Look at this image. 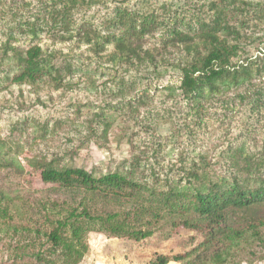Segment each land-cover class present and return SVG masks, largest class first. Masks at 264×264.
<instances>
[{"label": "trees", "instance_id": "1", "mask_svg": "<svg viewBox=\"0 0 264 264\" xmlns=\"http://www.w3.org/2000/svg\"><path fill=\"white\" fill-rule=\"evenodd\" d=\"M33 1L42 0H0V65L7 66L11 83L37 85L58 79L61 72L55 65L56 54L34 38L47 24L55 29L57 18L66 19L79 0H44L37 11L26 15L24 5L36 4ZM253 11L264 13V0H196L193 12L161 18L144 11L130 12L119 4L101 28L77 29L73 35L96 54L110 47L107 61L111 71L176 68L178 87L198 115L209 100L229 110L244 102L259 110L264 107V49L248 64H237L246 53L245 25ZM68 28L67 24L63 30ZM59 37L65 38L64 34ZM117 84V93L128 95L124 77ZM86 128L96 142L115 132L118 139L125 135L124 128L114 126L102 111L89 118ZM57 154L22 155L19 165L26 183L37 177L81 197L77 201H42L29 218L16 221L11 220L7 200L0 197V241L8 238L0 245L6 252L4 260L0 256V264H81L89 251V231L140 241L153 235L166 218L172 232L186 228L203 236L205 249L212 248L210 264L243 260L264 264V158L248 160L245 155L241 164L226 161L220 165L225 168L207 171L190 166L174 178L158 173L160 168H144L149 160L145 154L103 172L61 163L54 157ZM96 198L122 199L131 205L125 211L94 212L91 204ZM186 258L185 254H157L147 264Z\"/></svg>", "mask_w": 264, "mask_h": 264}, {"label": "rangeland", "instance_id": "2", "mask_svg": "<svg viewBox=\"0 0 264 264\" xmlns=\"http://www.w3.org/2000/svg\"><path fill=\"white\" fill-rule=\"evenodd\" d=\"M91 1L95 2L88 6L89 0H79L68 10L66 19L57 18L55 29L47 24L34 38V42L56 54L55 65L61 72L56 81L37 85L11 83L7 66L0 65V197L9 204L11 220L29 218L32 211L43 205L42 201H77L81 197L44 184L37 177L29 178L33 186L27 184L19 162L28 152L49 157L58 152L54 157L61 163L93 172L106 171L145 154L149 160L142 164L144 168L154 166L161 169L158 173L174 178L190 166L207 171L226 161L241 164L245 155L248 160L264 158V107L258 110L244 102L229 110L209 100L198 115L178 87L180 76L176 68L111 71L107 61L110 47L96 54L89 44L77 41L73 35L77 29L101 28L119 4L130 12L144 11L161 18L193 12L196 0ZM43 4L44 0L24 5L30 8V12L24 9L25 14H33ZM67 24L69 28L64 31ZM245 26L246 53L239 58L238 65L248 64L264 49V13L251 12ZM61 34L65 38L59 37ZM69 34L73 37L69 38ZM119 77L127 83L129 93L125 97L117 93ZM101 111L114 126L124 128L123 137L118 139L115 132L96 142L95 137L87 134L89 118ZM128 205L131 204L122 199L96 198L91 209L125 211ZM169 223L167 218L161 220L156 232L140 241L89 231V251L81 264H147L157 254L187 256L185 261L168 264H188L186 260L210 264L212 248L205 249L203 236L186 228L172 232ZM7 240L1 239L0 245ZM0 256L4 260L6 252L0 249ZM239 264L250 263L243 260Z\"/></svg>", "mask_w": 264, "mask_h": 264}]
</instances>
